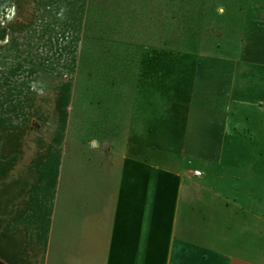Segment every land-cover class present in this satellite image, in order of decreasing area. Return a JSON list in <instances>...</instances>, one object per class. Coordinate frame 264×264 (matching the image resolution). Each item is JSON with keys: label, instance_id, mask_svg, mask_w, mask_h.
Segmentation results:
<instances>
[{"label": "crops", "instance_id": "1", "mask_svg": "<svg viewBox=\"0 0 264 264\" xmlns=\"http://www.w3.org/2000/svg\"><path fill=\"white\" fill-rule=\"evenodd\" d=\"M8 14L32 20L10 21ZM23 29L46 30V0H0V46L3 31ZM258 29L251 44L264 46V27ZM257 54L250 69H199L188 78L183 131L169 124L162 134H144L134 101L122 105L117 124L108 105L97 103L92 125L122 131L113 137L107 127L105 135L97 132L89 166L66 145L0 149V260L264 264V53ZM98 77L114 85L112 71L91 72L92 80ZM137 86L127 91L133 98ZM73 91L58 87L53 124L67 125L62 95ZM61 137L55 133L50 141Z\"/></svg>", "mask_w": 264, "mask_h": 264}, {"label": "rangeland", "instance_id": "2", "mask_svg": "<svg viewBox=\"0 0 264 264\" xmlns=\"http://www.w3.org/2000/svg\"><path fill=\"white\" fill-rule=\"evenodd\" d=\"M7 16L10 21L32 20ZM260 26L264 27V0H46V30L3 31L0 149L66 145L81 166H89L97 132L105 135L107 127L113 137L122 131L92 125L98 114L93 108L97 103L105 109L108 105L111 119L121 123L122 105L128 99L135 104V122L146 126L144 134H152L150 129L162 134L169 124L183 131L188 78L196 77L199 69H250L251 57L264 53V46L251 44ZM89 38L113 42L92 47ZM142 42L143 50L126 47ZM85 45L87 56L80 61ZM106 69L115 77L113 86L106 79L90 78L91 72ZM142 75L146 76L139 87ZM61 86L75 93L62 95L61 117L67 125L57 126L53 122L59 120L55 108ZM131 86H137L134 98L127 93ZM55 133L62 135L61 142L50 141ZM169 150L176 152L178 147L172 144Z\"/></svg>", "mask_w": 264, "mask_h": 264}, {"label": "trees", "instance_id": "3", "mask_svg": "<svg viewBox=\"0 0 264 264\" xmlns=\"http://www.w3.org/2000/svg\"><path fill=\"white\" fill-rule=\"evenodd\" d=\"M89 41H90V46H92V47H94L95 46V44L94 43H98V45L99 44H101V47L102 46H109V45H111L112 44V42L113 41H111V39H107V38H102V39H99V38H93V39H90L89 38ZM127 46H131L132 48H134V49H139V50H143V49H145L146 48V46H145V43L144 42H142V43H136L135 45H126V47ZM89 48L87 47V45H85V49H84V53L82 54V56L83 55H85V56H87V54L85 53V51L86 50H88ZM93 53V52H92ZM92 53H90V55L92 54ZM92 60L93 61H95L96 59H95V56H94V54H92ZM84 60V59H83ZM0 264H5L4 262H2L1 260H0Z\"/></svg>", "mask_w": 264, "mask_h": 264}, {"label": "built area", "instance_id": "4", "mask_svg": "<svg viewBox=\"0 0 264 264\" xmlns=\"http://www.w3.org/2000/svg\"><path fill=\"white\" fill-rule=\"evenodd\" d=\"M195 176H198V177L201 176V172L196 171V172H195Z\"/></svg>", "mask_w": 264, "mask_h": 264}]
</instances>
